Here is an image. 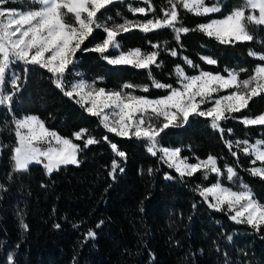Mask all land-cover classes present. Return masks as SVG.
<instances>
[{"label":"trees","instance_id":"16d2710c","mask_svg":"<svg viewBox=\"0 0 264 264\" xmlns=\"http://www.w3.org/2000/svg\"><path fill=\"white\" fill-rule=\"evenodd\" d=\"M151 2L157 10L155 15L162 16L160 9L166 6V0ZM206 2L210 4L213 0ZM220 2L222 12L207 17L192 15L181 8L183 25L194 28L209 19L221 18L240 4V0ZM28 3L29 0H12L5 7L21 9ZM130 5L146 7L143 0L116 2L102 10L101 20L110 24L154 15H133ZM250 31L255 37L253 41L234 45H221L199 31L182 35L178 45L169 29L148 34L134 29L117 39L123 50L139 47L151 51L149 41L161 44L158 59L162 65L153 66L152 75L160 82L178 87L174 73L178 64L187 74L196 75L200 70L226 74L225 68H247L251 72L257 64L264 63L248 55L249 49L264 53V28L250 26ZM103 37L102 30H96L82 47L92 48ZM173 48L178 52L176 57L165 50ZM184 56L200 68H189L183 62ZM200 56H211L218 64L208 65ZM28 68L26 74L23 64L13 69L21 76V82L11 112L0 106V185L3 186L0 188V264H7L8 255L14 256L15 264H264V229L256 232L246 224H236L224 212L209 208L195 191L198 184L207 186L215 182L214 176L204 180L197 173L180 179L159 156L149 154L143 142L107 133L98 118L86 113L56 88L46 70ZM70 69L65 74L66 83L80 78L92 82L103 77L98 86L109 90L119 89L128 82L151 83L146 70L108 65L95 52H77L76 63ZM247 75L241 73L240 78ZM6 90L12 91L10 86ZM136 94L155 98L166 95V90L150 88L148 93L137 91ZM260 113H264V95L254 97L243 115ZM13 115L16 118L37 115L48 128L69 138L73 132L86 128L101 143L80 152L78 166H61L50 175L42 165L36 164L28 171L13 172L10 151L15 143ZM222 126L233 130L230 136L225 132L226 139L254 142L264 138V126L245 127L239 120L231 119L222 122ZM105 135L126 153V160L115 157L109 145L102 141ZM74 142L83 147L81 141ZM160 143L181 148V155L189 157L192 163L196 157L205 159L211 154L217 157L221 167L232 165L255 198L264 203V180L247 171L253 166L251 158L236 148L233 151L238 159L233 157L220 133L211 129L204 118L192 117L183 127L166 130ZM113 159L120 161L124 171L109 175ZM149 168L153 169L151 175ZM165 173L175 178L166 180ZM223 183L239 189L238 183L226 179ZM100 221L104 223L96 228ZM57 224L59 228L55 227ZM89 229L96 232V238L85 240Z\"/></svg>","mask_w":264,"mask_h":264},{"label":"snow or ice","instance_id":"6c2138e0","mask_svg":"<svg viewBox=\"0 0 264 264\" xmlns=\"http://www.w3.org/2000/svg\"><path fill=\"white\" fill-rule=\"evenodd\" d=\"M10 2L12 0H0V106L11 112L14 97L20 91L21 76L13 71L15 66L23 64L25 74L29 70L28 66L44 69L51 74L56 88L86 113L98 118L107 133L143 142L146 151L154 157L159 156L180 179L191 178L197 173L204 180L214 176L215 182L195 187L209 208L224 212L231 221L246 224L256 232L264 229V203L255 198L235 167L230 164L221 167L217 157L211 154L205 159L196 157V162L192 163L189 157L181 155V148L165 147L160 143L161 134L166 130L183 127L192 117L204 118L211 129L220 133L233 157L238 159L237 152L233 151L236 148L251 158L253 166L247 169L249 174L264 180V138L254 142L248 139L233 141L225 138V132L230 136L233 130H225L222 126V122L230 119L239 120L245 127L264 126V113L243 115L254 97L264 95V63L257 64L251 72L247 68H225L226 74L200 70L196 75L187 74L184 67L178 64L174 73L179 86L173 87L152 75V67L159 68L162 65L158 59L161 44L149 41L151 51H142L139 47L124 51L117 39L134 29L145 34L169 29L178 45L182 35L190 31H199L221 45L251 42L255 37L250 26L264 28V0H240V4L226 15L209 19L194 28L183 25L180 9L195 16L207 17L222 12L220 0H213L210 4L206 0H166V6L160 9L162 16L155 15L157 10L151 0H143L146 7H129V11L133 15L145 17L153 13L151 18H125L123 22L111 25L101 22L102 10L123 0H29L28 6L21 9L5 7ZM108 19L111 20V17ZM96 30L104 33L102 41L95 43L92 48L82 47ZM165 50L172 57L178 56L174 48ZM77 52H95L108 65L146 70L151 83L137 85L128 82L113 90L98 86V81H102L103 77L92 82L81 78L66 83L65 74L76 63ZM248 55L264 62V53L249 49ZM182 59L189 68H200L187 56ZM200 59L208 65L218 64L211 56H200ZM241 73H247V78L241 79ZM8 86L11 92L6 90ZM150 88L164 89L166 95L152 98L136 94L137 91L148 93ZM11 122L15 137L10 149L13 172L28 171L31 165L36 164L42 165L50 175L61 166H78L79 153L101 143L86 128L73 132L71 138L62 136L48 128L37 115H25L22 118L13 115ZM74 141H81L83 147ZM102 141L109 145L115 157L126 160V153L120 150L116 142L107 135L102 137ZM257 162L260 166H256ZM111 169L109 175L117 170L124 171L117 159L112 160ZM147 171L151 175L153 169ZM164 178L172 180L175 177L165 173ZM225 179L233 184L238 183L239 189L225 186ZM140 210L143 211V208ZM103 223L100 221L96 228ZM24 227L26 229L27 225ZM55 227L59 228L60 225ZM95 238L96 232L89 229L85 240ZM7 264H15L13 255L7 256Z\"/></svg>","mask_w":264,"mask_h":264},{"label":"rangeland","instance_id":"374dc122","mask_svg":"<svg viewBox=\"0 0 264 264\" xmlns=\"http://www.w3.org/2000/svg\"><path fill=\"white\" fill-rule=\"evenodd\" d=\"M129 7H134V6H131V5H130ZM123 20H124V19H123ZM123 20H122L121 22H123ZM130 20H139V19H130ZM101 22L104 23V21H102V20H101ZM121 22H120V23H121ZM111 24H113V23H110L109 25H111ZM99 42H100V41H99ZM133 49H134V48H133ZM122 50H123V49H122ZM124 51H127V50H124ZM80 79H81V78H80ZM82 79H84V78H82ZM244 79H245V78H244ZM76 80H79V79H76ZM74 81H75V80H74ZM72 82H73V81H72ZM220 94L223 95V94H226V93H220ZM22 117H23V116H22ZM22 117H21V118H22ZM170 148H171V147H170ZM256 166H260V165H256Z\"/></svg>","mask_w":264,"mask_h":264}]
</instances>
